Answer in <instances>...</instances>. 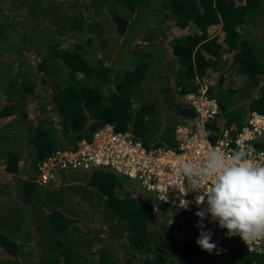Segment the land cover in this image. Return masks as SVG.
Instances as JSON below:
<instances>
[{
    "label": "trees",
    "instance_id": "trees-1",
    "mask_svg": "<svg viewBox=\"0 0 264 264\" xmlns=\"http://www.w3.org/2000/svg\"><path fill=\"white\" fill-rule=\"evenodd\" d=\"M262 79L264 0H0V264H264L239 242L201 253L197 233L173 234L175 210L108 169H77L85 184L39 178L105 125L174 147L195 117L179 102L201 86L220 107L215 141L264 104Z\"/></svg>",
    "mask_w": 264,
    "mask_h": 264
},
{
    "label": "built area",
    "instance_id": "built-area-1",
    "mask_svg": "<svg viewBox=\"0 0 264 264\" xmlns=\"http://www.w3.org/2000/svg\"><path fill=\"white\" fill-rule=\"evenodd\" d=\"M201 90L186 96L185 106L195 117L175 128L174 147L147 148L142 141L116 132L113 126H105L96 130L90 140L79 141L75 148L52 153L41 165V183L47 184L54 179L53 173L58 174L59 171L108 169L139 183L156 202L166 208L175 210L189 220L192 219V227L199 236V217L195 213L205 208L206 203L198 206L195 199L203 190L190 191L183 197L191 202L189 208H179L182 198L180 190H190L188 181L181 179L177 171L179 161H202L209 148L231 154L244 147L245 150H250L249 159L264 164V114L258 111L250 112L239 130L224 129L220 136L215 134L216 139L212 141L208 133L209 126L218 118L220 107L214 99L206 95V91ZM170 184L172 186L167 189V200H161L162 190ZM210 221V216L203 221V230L211 231V242L216 243L218 247H227L239 242L249 251L239 236L227 238V229L220 228L217 222ZM249 253L263 255L264 241L254 245Z\"/></svg>",
    "mask_w": 264,
    "mask_h": 264
},
{
    "label": "clouds",
    "instance_id": "clouds-1",
    "mask_svg": "<svg viewBox=\"0 0 264 264\" xmlns=\"http://www.w3.org/2000/svg\"><path fill=\"white\" fill-rule=\"evenodd\" d=\"M249 154L250 150H245L244 147L231 154L209 148L202 161H179L177 171L181 179H186L190 185V190L179 189L182 197L179 208H189L191 202L183 197L190 191L203 190L195 199L198 206L206 203L205 208L195 213L199 217L197 227L201 229L196 243L209 254L214 250L217 255L224 251L218 250L217 244L211 242V231L203 230V221L209 216L210 222H217L220 228L227 229V238L239 236L249 251L253 250L254 245L264 241V164L249 159ZM169 186L172 185L162 190L161 200H167Z\"/></svg>",
    "mask_w": 264,
    "mask_h": 264
},
{
    "label": "rangeland",
    "instance_id": "rangeland-1",
    "mask_svg": "<svg viewBox=\"0 0 264 264\" xmlns=\"http://www.w3.org/2000/svg\"><path fill=\"white\" fill-rule=\"evenodd\" d=\"M67 45H68V43H65V46L67 47ZM115 55V57H114V61L112 62L113 63V66L114 67H118L121 63H123V61H120V60H117L116 61V53L114 54ZM116 61V62H115ZM111 63V64H112ZM263 80V79H262ZM264 81V80H263ZM238 82H240V80H238ZM262 83L263 82H261V85H262ZM199 90H201V89H199ZM206 91L207 90V87L206 86H203V89L201 90V91ZM255 96H257V93L255 94ZM254 96V97H255ZM183 99H182V101H184V104H183V102L181 103V102H179V105L180 104H182V106H184L185 105V100H186V96H184V97H182ZM237 98H239V96H237ZM237 103L238 102H236L235 104L237 105ZM241 103H243V104H245V105H247L246 106V110H243L244 112H243V114L245 115L246 113H247V111L248 110H250V107H248V104L247 103H249V99L248 100H246V101H242ZM28 107H30V109L28 110V112H30L29 113V115L31 116L30 118H35L36 117V115L38 114V110L36 111V110H34L33 108H35V105H33V103L30 105V106H28ZM184 108H185V106H184ZM32 109H33V111H32ZM252 110H254V111H258V112H260V113H263L264 114V104L262 105V104H259V103H257L255 106H253L252 108H251ZM190 115H193V113L189 110V112H188ZM166 114H168V113H166ZM169 115V114H168ZM168 115H165L166 117H168L169 119L171 118V117H169ZM246 118H247V115H246ZM31 120V119H30ZM56 120H57V122H56V125L59 127V128H61V123L59 122V118H56ZM33 124H34V121H31ZM180 125V124H179ZM177 127V126H176ZM63 130V128H61V131ZM131 134L129 133V136H130ZM72 171V172H71ZM76 171H80V170H75V171H73V170H65V172L67 173V179L68 180H66V182H71V178L72 179H74L78 184H85V183H88L89 182V179H90V177L91 176H89V174H86V173H83V172H77L76 173ZM60 172L61 171H59V173L58 174H54L53 173V180L55 181V182H57V181H60V182H58L56 185H59L60 183H61V181L63 180V179H61V177H60ZM3 179H5V178H3ZM118 181L120 182V183H123V184H127L129 181H128V179L126 178V177H118ZM54 182V183H55ZM131 182H133V184H135V185H138L136 182H134V181H131ZM54 183H52V180L50 181V182H48L47 184H45L46 185V187H50V188H53L54 186H55V184ZM71 183H73V181L71 182ZM139 186V185H138ZM75 190H78L79 188L78 187H75L74 188ZM123 192H126V190L124 189V190H120L119 191V193H123ZM142 192H144L145 194H146V196L147 195H150V194H148L146 191H144V190H142ZM74 193V192H73ZM143 194V193H142ZM144 194V195H145ZM124 195V194H123ZM71 198H73V195H71ZM155 201V200H154ZM158 203V202H157ZM154 206V205H153ZM155 208H157V210H158V213H163V210L161 209V208H166L165 206H163V205H161L160 203H158V204H155V206H154ZM172 214H174V215H177V219H173V218H170L169 219V222L172 224V225H174V229H173V234H175L176 236H178V238H180V239H182V240H186L187 238H189L190 236L191 237H195V235H196V232L194 231V229H193V227H192V224H191V222L190 221H192V219H188L187 217H185V216H180L178 213H176V212H172ZM103 222V221H102ZM90 224V226L87 228L88 230L90 229V228H93V231L92 232H94L95 233V231L96 230H98L97 228L98 227H102L103 226V223H101V222H96V220H94L93 222H91V223H89ZM202 251L205 253L206 251H204V250H201V253H202Z\"/></svg>",
    "mask_w": 264,
    "mask_h": 264
}]
</instances>
